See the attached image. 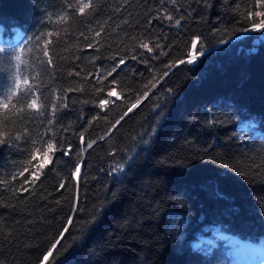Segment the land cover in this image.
Returning <instances> with one entry per match:
<instances>
[{
  "label": "trees",
  "instance_id": "16d2710c",
  "mask_svg": "<svg viewBox=\"0 0 264 264\" xmlns=\"http://www.w3.org/2000/svg\"><path fill=\"white\" fill-rule=\"evenodd\" d=\"M209 2L211 8L202 0H177V11L168 0H99L98 13L77 18L72 29L87 31L107 20L106 32L122 25L118 34H102L103 46L93 48L81 37L80 48L69 51L53 37V65H41L35 36L66 27L47 22L65 0H0V47L33 50L26 57L31 68L22 71L41 73L46 103L63 98L55 101L53 128L69 151L56 152L22 191L21 178L12 174L26 164L31 145L0 147V181L8 182L0 183V264H38L65 226L64 247L46 264H61L73 249V264H231L230 239L264 244V34L241 31L250 27L243 13L255 0ZM165 11L184 17L179 28L156 19ZM133 36L159 42L167 55L137 47ZM193 36L204 54L193 64L165 67L186 57ZM121 58L126 63L102 79ZM12 70L0 56V87ZM113 79L118 83L109 84ZM152 83L149 96L109 132ZM109 88L121 99L107 97L115 103L101 110L96 105ZM50 118L48 109L28 127L34 135L43 132ZM120 163L124 172L113 173ZM98 209L101 218L85 225ZM200 238L211 239L208 251L193 247Z\"/></svg>",
  "mask_w": 264,
  "mask_h": 264
},
{
  "label": "snow or ice",
  "instance_id": "6c2138e0",
  "mask_svg": "<svg viewBox=\"0 0 264 264\" xmlns=\"http://www.w3.org/2000/svg\"><path fill=\"white\" fill-rule=\"evenodd\" d=\"M164 0H162V3ZM175 10H179L177 5V0H168ZM202 3L206 8H211L212 4L209 0H202ZM259 9V10H257ZM100 10L99 0H65L64 10L59 13L55 20L52 16L47 17L48 23H54L56 25H66V27H61L56 30L41 31L38 35L35 36V40L38 41L42 47L38 46V55L36 59L41 65H53V57L49 54L51 49L50 45L53 43V37H56V40H64V43L67 47L64 48V51H69L70 48H80V38L82 37L84 41H88L86 44L87 48H93L94 45L103 46L100 39L102 34L107 37H111L112 33H117V30L122 27L121 24H116L112 28L111 32H106V25L108 21L105 20L102 23H99L98 28H93L90 24L87 28V31H75L72 29L71 22L76 20L79 17H84L85 19L89 17H94L96 13ZM246 20L251 21L250 27H245L241 31L244 33L248 32H260L264 34V0H255L254 5L251 9H246L243 13ZM259 18V19H257ZM110 19V18H109ZM156 19H162L169 22H172L173 27L179 28L181 26V21L184 19L183 16L176 18L167 11L164 12L161 17L159 14ZM123 24H128V20L125 19L122 22ZM151 23V21H149ZM63 32V37L61 36ZM118 34V33H117ZM75 37L74 41H70V37ZM136 42V46L145 49L148 53H152L155 49H160V55H167V52L164 51L163 46L156 42L154 45L151 40L145 42L144 40L139 39L136 36L131 38ZM239 39V37H238ZM261 40H264V35L260 37ZM104 42H107L106 40ZM200 42V37L193 36L189 42L188 51L185 58H181L177 61H173L165 65L167 68H172L173 66H178L181 64H193L196 62L198 55H203V50L198 49L197 45ZM27 43V41H25ZM99 51V47L96 48ZM33 50L31 48L25 49L24 47H18L11 51L6 50L3 47H0V56L5 57L12 67V71L7 76V83L3 84L0 87V147L16 148L21 146V141L25 144H30L31 147L26 149L28 151V158L26 164H22L19 171L12 174V179L16 180L21 178V190L28 191V188L25 185H31L34 180L39 179V174L43 172L47 164L51 163L56 152H62L63 155H68L69 151L65 150L62 145H59L56 140V132L53 128L56 112L59 110L57 103L55 101H60L63 98L59 96L54 97V102L46 103V97L43 96L41 92V73L39 71H33L25 73L22 71L23 68H31V61L27 59V54L31 53ZM142 55V53H141ZM41 57H47L45 61ZM133 59H136V56H132ZM156 58V57H153ZM75 59H80L79 56H75ZM93 60L96 57L92 58ZM113 59H116L115 57ZM126 61L124 59H118L117 62L112 66L111 71L107 72L102 79H107V77L112 76L117 69L121 68ZM72 73L69 72V75ZM79 75V73H76ZM168 72H164L163 76H168ZM101 78L97 77L99 81ZM163 79V77H160ZM153 80H156V77H153ZM118 83L115 79L109 81V84ZM147 91L143 92V95H137V98L131 102L130 106L115 120L114 123H111L109 132L112 129H115L117 125L121 123L124 118L137 108L148 96L152 88L156 87V83L151 84V88L148 85H144ZM97 91H104L103 88L97 89ZM173 90L168 89V92L171 93ZM53 92L55 90L53 89ZM115 95V89L109 88L107 90L106 97L99 100L96 105L101 110H106V106L110 103H115V101H110L107 97H112ZM121 99L119 95H116V100ZM66 107L67 105H62ZM50 109L51 118L45 122V127L43 132L37 131L34 135L32 130L28 127V124L31 123L36 117L45 116L46 111ZM161 115V114H158ZM99 118V117H94ZM106 119V117H105ZM152 135L155 134V129L152 130ZM81 141L84 140L83 133L80 134ZM104 136H101L100 139H104ZM97 141L92 140L87 142V147L82 149L86 151L88 148H92L93 144ZM143 143H148L147 140H143ZM113 155L115 153H112ZM128 161H132L133 157L129 155L127 157ZM31 169V170H30ZM125 169V164L120 163L116 165L113 169V173H123ZM79 168H77V172ZM27 173V175H25ZM111 174V173H110ZM244 175V173H241ZM0 183L7 184V181H0ZM63 187V184L60 185ZM115 195V194H113ZM103 209H98L94 211L89 220L85 221V225H92L97 222L100 217ZM67 225L72 224V217L69 216ZM68 232V227L65 226L62 228L60 234L54 239L50 247L42 257L38 260V264H46L49 261L50 257H53L54 250L58 246L63 248L61 243L64 234ZM76 249H73L66 258L61 262V264H73V256L76 254Z\"/></svg>",
  "mask_w": 264,
  "mask_h": 264
},
{
  "label": "rangeland",
  "instance_id": "374dc122",
  "mask_svg": "<svg viewBox=\"0 0 264 264\" xmlns=\"http://www.w3.org/2000/svg\"><path fill=\"white\" fill-rule=\"evenodd\" d=\"M112 98H116L115 95ZM210 238H200L192 243L193 247H201L208 251V245L212 244ZM229 250L231 252V264H264V244L257 246L230 239Z\"/></svg>",
  "mask_w": 264,
  "mask_h": 264
},
{
  "label": "water",
  "instance_id": "95a60500",
  "mask_svg": "<svg viewBox=\"0 0 264 264\" xmlns=\"http://www.w3.org/2000/svg\"><path fill=\"white\" fill-rule=\"evenodd\" d=\"M78 174H79V173L77 172V174H76V175L78 176Z\"/></svg>",
  "mask_w": 264,
  "mask_h": 264
}]
</instances>
